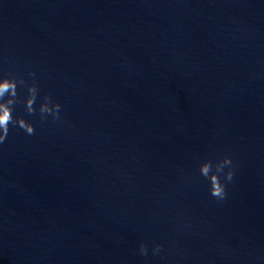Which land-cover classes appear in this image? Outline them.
<instances>
[{"label": "water", "instance_id": "1", "mask_svg": "<svg viewBox=\"0 0 264 264\" xmlns=\"http://www.w3.org/2000/svg\"><path fill=\"white\" fill-rule=\"evenodd\" d=\"M29 71L0 264H264V0H0V78ZM225 156L218 201L199 167Z\"/></svg>", "mask_w": 264, "mask_h": 264}, {"label": "clouds", "instance_id": "2", "mask_svg": "<svg viewBox=\"0 0 264 264\" xmlns=\"http://www.w3.org/2000/svg\"><path fill=\"white\" fill-rule=\"evenodd\" d=\"M28 76L32 80L30 84L27 83L23 78L18 77L11 72L0 78V144H3L6 140L10 125L19 127L28 135L35 134V128L32 123L23 117L13 116L15 105L21 102L17 93L18 84L20 86L26 87L27 89V97L23 101L25 111L29 115H34L37 111L34 106L39 91L36 73L34 71H29ZM61 109L62 105L59 102L55 101L51 95H45L39 105L40 119L45 121L47 120L48 116H51L54 122H58L60 121ZM225 167L228 168L227 171H225ZM199 172L201 176L209 181L210 195L218 201L224 200L227 195L226 184L230 183L234 177L232 159L229 156H225L215 165H213L211 160H205L200 164ZM221 174H223V180H221ZM161 250V244L153 243V255L159 254ZM139 253L142 256L147 257L148 246L146 243L141 242L139 244Z\"/></svg>", "mask_w": 264, "mask_h": 264}]
</instances>
